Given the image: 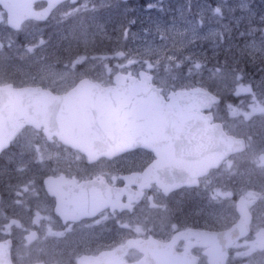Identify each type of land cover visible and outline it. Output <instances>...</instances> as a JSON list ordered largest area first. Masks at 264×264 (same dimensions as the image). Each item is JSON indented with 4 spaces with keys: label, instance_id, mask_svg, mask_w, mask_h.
<instances>
[{
    "label": "flooded vegetation",
    "instance_id": "flooded-vegetation-1",
    "mask_svg": "<svg viewBox=\"0 0 264 264\" xmlns=\"http://www.w3.org/2000/svg\"><path fill=\"white\" fill-rule=\"evenodd\" d=\"M45 5L46 1H36L32 8L38 10ZM109 12L106 0H66L46 19L24 21L21 25L26 30L24 39L15 36L18 31L11 33L7 26H1L11 35L6 36L10 42H0V86H37L58 94L81 79L109 85L117 72H130L125 78H141L139 69L151 72L156 82L152 63L134 68L132 60H123L121 51L111 53L113 45L106 37L102 41L104 54H95V59L103 57V74L96 75L87 68L79 71L76 53L65 52V41H72L73 34L80 29L74 25V19L80 25L85 24V32L92 33L94 19L104 20L110 27L121 21V15L106 21L112 17ZM0 13L5 17L1 7ZM35 29L39 30L36 37ZM16 38L26 47V61L41 64L38 72L45 67L46 74L34 73L27 80H16L8 46L15 44ZM115 45L120 48L117 42ZM65 67L71 70L64 73ZM7 92L10 91H1L0 108L9 107ZM215 108L216 105L211 108L213 121L224 123L220 114L214 115ZM2 121L3 128L14 123L6 113ZM42 128L25 125L0 149V240L10 239L14 264H219L224 245L228 246L223 264H264V178L248 172V162L236 160L246 149L229 155L218 168L210 169L196 186L177 185L167 168L181 173L178 158L183 156L186 160V150L173 147L174 153L164 164L156 163L155 152L145 147L117 154L109 151L111 155L90 160L89 155L54 136L48 139ZM1 136L0 141H6ZM245 143L247 148L248 141ZM262 152L264 149L257 153L255 164L264 169L258 165ZM19 161H23V169H17ZM150 164L152 171L141 175ZM184 167L187 168L186 161ZM20 172L23 174L15 176ZM214 173L219 174L215 183L232 189L229 193L232 204L224 207L223 190L217 193L213 190L206 196L205 210L212 209L214 216L193 222L187 213L193 198L190 193L193 191L194 199H199L197 189ZM95 192L98 193L94 195ZM113 193L114 207L106 202ZM128 198L132 199L129 203ZM238 204L251 219L243 235L229 242L217 234L187 235L189 227L211 233L228 229L240 217ZM180 231L183 234H178ZM129 240H137L142 248H123ZM21 247L23 253L19 252Z\"/></svg>",
    "mask_w": 264,
    "mask_h": 264
},
{
    "label": "rangeland",
    "instance_id": "rangeland-1",
    "mask_svg": "<svg viewBox=\"0 0 264 264\" xmlns=\"http://www.w3.org/2000/svg\"><path fill=\"white\" fill-rule=\"evenodd\" d=\"M106 2L110 12H116L114 9L121 5L117 0ZM128 8H123L121 21L111 27L104 20H94L92 33L85 32V24L73 20L80 29L73 34L72 41H65V52L76 53L75 63L82 68L79 71L87 68L96 75L104 73L103 57L95 59V54H104L102 41L106 37L113 45L111 53L116 55L121 51L124 61L132 60L135 68L152 61L151 68L158 74L156 83L164 91L194 85L210 88L227 99L216 105L214 115L220 114L235 135L248 141L246 151L236 160L248 162L246 170L264 178V169L255 164L257 153L264 149V0H216L214 3L208 0H141L132 6L130 20L127 18L130 12L126 13ZM252 19L262 23L255 24ZM1 26H7L2 13ZM240 26L245 28L240 29ZM38 31L35 29V37ZM11 33L0 29V42H10L6 36ZM18 35L26 37L25 26L15 34ZM115 42L120 48L115 47ZM8 46L17 81L27 80L34 73L44 75L48 72L45 67L38 72L41 64L26 61V47L17 38L15 44ZM16 167L23 169V161ZM218 176L214 173L197 189L199 199H194L193 191L190 193L193 198L187 213L193 222L214 216L212 209L205 210L206 196L213 190L215 193L223 190L224 207L232 204L229 200L232 189L215 183ZM260 208L262 212L263 206ZM188 220L187 214V223ZM19 252L23 253L22 247ZM20 261L25 262V259Z\"/></svg>",
    "mask_w": 264,
    "mask_h": 264
},
{
    "label": "water",
    "instance_id": "water-1",
    "mask_svg": "<svg viewBox=\"0 0 264 264\" xmlns=\"http://www.w3.org/2000/svg\"><path fill=\"white\" fill-rule=\"evenodd\" d=\"M36 1H46V5L34 10L32 5ZM63 1L0 0V6L6 12L7 25L18 29L26 19L44 20ZM139 74L140 79L117 77L112 85L107 86L82 79L61 94H53L39 87L0 86V94L1 91H10L7 92L9 107L0 108V136L6 138V141H0V149L7 146L8 140L24 125L43 126L48 139L56 136L89 155L90 160L111 155L109 151L115 154L145 146L154 150L156 163L164 164L174 153L175 147L187 152L186 160L183 156L178 158L181 173L167 168L171 180L177 185L198 184V177L210 168H216L231 153L244 149L243 137L226 133L221 122H212L210 111H203L219 102V96L200 85L170 90L164 96L161 87L152 83L145 71H139ZM5 113L10 115V122L14 121L9 128H3L2 117ZM259 159V164L263 165L264 153L259 155ZM185 161L187 168L184 167ZM152 169L153 166H150L144 174ZM114 195L106 201L112 207L116 205ZM131 200L129 198L127 203ZM237 209L240 218L223 232L188 228L187 235L218 234L228 242L238 238L247 231L250 219L245 208L238 204ZM9 245L8 240L0 242V264H12ZM126 246L142 248L137 240L127 241ZM227 246L223 247L219 264L224 262Z\"/></svg>",
    "mask_w": 264,
    "mask_h": 264
},
{
    "label": "trees",
    "instance_id": "trees-1",
    "mask_svg": "<svg viewBox=\"0 0 264 264\" xmlns=\"http://www.w3.org/2000/svg\"><path fill=\"white\" fill-rule=\"evenodd\" d=\"M254 23H256V24H261L262 21H260V20H254Z\"/></svg>",
    "mask_w": 264,
    "mask_h": 264
},
{
    "label": "snow or ice",
    "instance_id": "snow-or-ice-1",
    "mask_svg": "<svg viewBox=\"0 0 264 264\" xmlns=\"http://www.w3.org/2000/svg\"><path fill=\"white\" fill-rule=\"evenodd\" d=\"M133 23H134V21H133Z\"/></svg>",
    "mask_w": 264,
    "mask_h": 264
}]
</instances>
